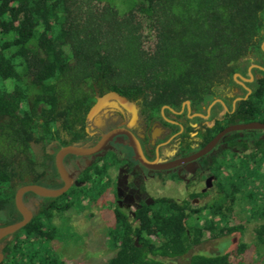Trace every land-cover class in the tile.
Returning <instances> with one entry per match:
<instances>
[{
    "label": "trees",
    "instance_id": "1",
    "mask_svg": "<svg viewBox=\"0 0 264 264\" xmlns=\"http://www.w3.org/2000/svg\"><path fill=\"white\" fill-rule=\"evenodd\" d=\"M113 1L0 0V226L21 220L14 205L19 187L62 186L54 154L84 139L95 89L140 97L153 111L178 109L183 101L199 110L220 98L227 107L218 104L221 128L264 123V0H128L125 12ZM252 65L247 94L234 75L249 78ZM234 86L240 99L232 107L226 89ZM252 140L264 146L263 139ZM103 168L96 161L84 171V185L44 199L46 209L34 208L31 221L5 238L1 264H64L50 246L60 237L51 218L100 196ZM225 192L230 196V189ZM27 197L37 196L26 193L24 202ZM227 219L222 215L221 231H211L212 238L241 232ZM117 221L111 231L117 249L101 264H163L155 257L182 255L205 235L199 220L187 224L181 210L167 209L140 218L136 246L125 220ZM256 235L264 243L261 229ZM245 248L240 243L238 254ZM230 257L197 254L190 264H234Z\"/></svg>",
    "mask_w": 264,
    "mask_h": 264
},
{
    "label": "flooded vegetation",
    "instance_id": "2",
    "mask_svg": "<svg viewBox=\"0 0 264 264\" xmlns=\"http://www.w3.org/2000/svg\"><path fill=\"white\" fill-rule=\"evenodd\" d=\"M250 67L248 75L253 68ZM234 79L238 86L249 89L245 85L248 82L238 77ZM226 90L229 98L239 95V88L236 86ZM249 91L251 92L250 89ZM112 92L116 95L110 96ZM250 92L247 91V94ZM118 96L128 100V108L119 102ZM97 97H106L103 107L88 118V112ZM93 99L83 122L86 135L84 139L70 145L92 147L102 138H105V143L93 155L64 157L63 165L72 174L71 187L82 186L85 184L84 171L101 160L104 166L103 191L96 201L112 205L114 213L112 221L105 215L102 218L104 246L109 254L113 255L117 249L114 247L111 231L118 225V217L125 220L124 228L132 235L137 246L138 238L135 234L137 228L141 227L140 218L147 215L158 216L167 209L181 210L187 224L194 225L199 220L205 235L200 243L191 245L182 255L156 256L163 264L185 258L190 264L191 258L197 254L216 257L220 254L216 247L204 253H196L194 249L208 241L220 244L223 238L235 237L234 235L242 237L247 230L254 235V246L264 250V243H260L256 235L259 229L264 232V146L251 145L253 138L264 140V130L227 133L217 139L209 150L197 156L224 129L220 124L223 111L218 106L224 104V111L227 110L223 99L216 98L199 110L189 101H183L178 109L164 105L158 111H153L140 97L132 99L109 89L103 92L95 89ZM239 99L233 98L232 107ZM126 133L137 142L144 159L152 167L139 162ZM245 135H250L251 140H244ZM64 139L71 141L72 137L64 135ZM223 163L228 165V169L223 167ZM58 177L61 180L59 175ZM61 182L63 185L62 180ZM224 187L225 191L230 189V196L225 194ZM37 197L26 198L24 203L29 210L31 207H49L44 200L46 198ZM108 206L103 208L107 209ZM69 210L61 214L55 213L51 223L56 226L55 221L58 220L61 223L59 227H70L69 223L75 218L69 214ZM222 215L228 216L226 222L230 227H239L241 232L233 231L229 236L212 238L211 231L215 234L221 231ZM153 238L150 239L157 243L158 239ZM4 240L5 238L0 240V253L3 255L0 264L6 257L3 253ZM240 243L245 244L243 240L237 243L234 249L236 257L242 258L241 264H254V260L243 257L249 249L247 244L244 251L238 254Z\"/></svg>",
    "mask_w": 264,
    "mask_h": 264
},
{
    "label": "rangeland",
    "instance_id": "3",
    "mask_svg": "<svg viewBox=\"0 0 264 264\" xmlns=\"http://www.w3.org/2000/svg\"><path fill=\"white\" fill-rule=\"evenodd\" d=\"M114 5L120 12H125L130 2L128 0H114ZM91 193V192H90ZM93 194V193H92ZM90 199H85L84 202H76L69 210L75 220L72 219L70 227H59L60 221L56 220L58 228L60 229V237L50 243L54 253L64 264H101L107 261L112 255L108 253L105 245V230L102 225V218L108 216L111 221L114 219V213L111 206L103 204L101 200L96 201L97 198L92 195ZM90 203H89V202ZM89 205H92L89 206ZM27 206V205H26ZM103 206H108L103 208ZM91 207V208H90ZM34 211V208H30ZM68 223V222H66ZM242 237L234 235L232 237L223 238L220 244L214 241L205 242L197 246L194 250L196 253H204L212 251L214 247L220 250L219 252L231 253L230 260L234 264H241L240 256L236 257L235 246L238 242L244 241L249 249L244 253L246 260H254V264H264V250L254 246L255 238L250 230H247ZM251 247V248H250ZM188 264V259L170 261L169 264Z\"/></svg>",
    "mask_w": 264,
    "mask_h": 264
},
{
    "label": "water",
    "instance_id": "4",
    "mask_svg": "<svg viewBox=\"0 0 264 264\" xmlns=\"http://www.w3.org/2000/svg\"><path fill=\"white\" fill-rule=\"evenodd\" d=\"M252 67H255V66H251L250 69ZM259 68L264 70V68H261V67ZM249 76H250V79H246L239 74L234 75L235 78L238 77L244 82L252 81L253 79L252 74L250 73ZM246 90L250 92L249 89H246ZM113 94L116 95L113 92L110 93L109 95L111 96ZM105 99L106 97L96 98L95 104L90 108L88 112V118H91L94 114H96L103 107ZM118 99H119V102L123 106L128 108V100L126 98L118 96ZM247 130H264V123L252 121L248 123H238V124L230 125L224 128L222 132L218 134L215 140H213L210 144H208L201 153L197 154V156L209 150L213 146L215 141L219 139L220 137L224 136L225 134L230 133V132H235V131H247ZM126 134L128 137H130L131 146L139 162L147 167H152L153 165H151L150 162L144 159L141 153V150L139 146L137 145V142L131 137L129 133H126ZM104 143H105V138H102L100 141L97 142V144H95L92 147L77 146V145H68V146L61 147L55 154L54 163H55L57 173L60 176L61 180L63 181V185L58 189H48V188H44V187L34 185V184L24 185V186L19 187L16 190L15 195H14V205H15L17 212L21 216V220L13 224H9L6 226H0V240L6 237L12 236L16 232L24 228L31 221L33 214L31 210L27 208V206L25 205L23 201V196L26 193H32L41 198H57V197L64 195L70 189L72 185V174H70L63 165L64 157L66 156L86 157V156L93 155L102 149ZM2 259H3V255L0 253V262L2 261Z\"/></svg>",
    "mask_w": 264,
    "mask_h": 264
}]
</instances>
